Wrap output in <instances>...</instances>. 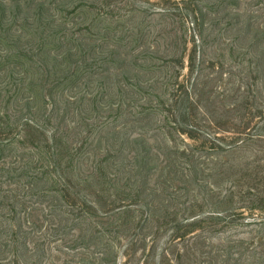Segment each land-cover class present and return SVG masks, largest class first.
I'll return each mask as SVG.
<instances>
[{
	"label": "rangeland",
	"instance_id": "374dc122",
	"mask_svg": "<svg viewBox=\"0 0 264 264\" xmlns=\"http://www.w3.org/2000/svg\"><path fill=\"white\" fill-rule=\"evenodd\" d=\"M63 30L74 54L86 52L82 57L89 63L103 56L110 73L128 69L134 83L142 85L129 103L139 120L127 134L129 141H139L129 154L156 171H150L148 187H136L134 207L118 222L125 226L111 236L120 248L116 264H264V0H0V60L30 38L49 51L62 42ZM38 60L42 65L44 55ZM100 67L82 84V94L98 93L104 99L103 92L116 86L118 78H102ZM42 68L47 71L32 73V78L43 74L46 80L58 70L54 62ZM26 95L23 90L20 98ZM190 106L186 123L181 113ZM190 124L199 140L180 135ZM204 137L211 142L206 147ZM155 142H161L159 148ZM190 154L195 155L187 163L180 157ZM148 189L152 197L145 202L142 192ZM118 192L130 193L125 188ZM161 200L179 213L177 229L156 234L147 226L136 235L138 222L148 219ZM121 202L104 198L95 208L103 217L105 209ZM231 208L237 209L236 217H216ZM173 234L187 237L174 242ZM132 235L145 238L146 247L129 258L126 246ZM65 254L60 261L56 255L49 259L78 264L74 258L79 253ZM100 259L90 258L92 263Z\"/></svg>",
	"mask_w": 264,
	"mask_h": 264
},
{
	"label": "trees",
	"instance_id": "16d2710c",
	"mask_svg": "<svg viewBox=\"0 0 264 264\" xmlns=\"http://www.w3.org/2000/svg\"><path fill=\"white\" fill-rule=\"evenodd\" d=\"M63 32L62 42L49 51L44 50L43 42L34 46L30 38L0 60V75L7 73L6 81L9 80L0 81V264H57L49 257L56 255L60 261L67 251L79 253L74 258L78 264H116L120 248L111 236L125 226L118 222L134 207L131 196L136 187L140 184L148 187L149 173L156 171L149 164L148 168L143 167L138 155L133 154L135 158L129 154L132 147L139 146L138 140L129 141L127 137L132 131L130 125H139L138 118L135 122L138 113L129 103L139 96L136 89L142 85L134 83L136 78L128 76V69L110 73L103 56L89 63L82 57L86 52L74 54L72 39L68 32ZM57 36L58 32L54 37ZM42 55L44 61L38 66ZM46 62H54L58 70L53 69L46 80L43 74L36 79V74L47 71L42 68ZM97 64L101 65L98 71H102V78L106 75L108 81L114 76L118 78L113 90L103 92L104 99L98 93L81 92L82 84L93 79L92 71ZM32 73H36L34 78ZM16 75L22 79H16ZM23 77L28 79L24 83ZM59 86L60 93L56 92ZM169 86H164L163 92ZM23 90L27 95L20 98ZM178 93L172 94L171 102ZM186 95L190 100L189 94ZM191 107L181 113L186 123L192 115ZM204 116L209 119L206 112ZM243 128L248 129V125L243 124ZM179 133L199 140L191 124ZM204 139L202 146L211 144L207 137ZM142 142L149 145V140ZM160 143L153 146L158 144L159 148ZM194 155L180 157L187 163ZM121 188L130 193H119ZM151 197L150 189L142 192L145 202H150L146 199ZM104 198L122 204L107 212L105 209L101 217L95 207ZM33 200L35 203L31 205ZM175 210L171 203L161 200L148 219L138 222L136 235L138 231L143 235L147 226L156 234L164 229L174 232L179 224V213ZM236 211L231 208L218 214L232 217ZM186 237L173 234L172 241L180 242ZM133 238L134 235L129 236L126 246L129 258L135 250L146 247L145 238ZM117 240L123 242L124 237ZM95 257L101 258V263H92L90 258Z\"/></svg>",
	"mask_w": 264,
	"mask_h": 264
}]
</instances>
